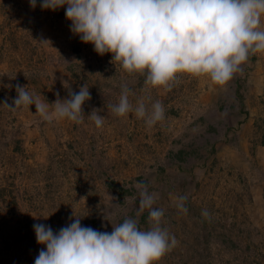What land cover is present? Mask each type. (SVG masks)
<instances>
[{
    "label": "rangeland",
    "instance_id": "rangeland-1",
    "mask_svg": "<svg viewBox=\"0 0 264 264\" xmlns=\"http://www.w3.org/2000/svg\"><path fill=\"white\" fill-rule=\"evenodd\" d=\"M65 7L0 0V105L12 104L16 84L49 104L87 85L83 112L100 109L104 124H49L35 105L0 106V264H34L45 246L33 225L58 231L73 213L98 231L111 232L125 217L148 229V210L137 215L138 181L158 193L162 227L178 241L155 264H264V52L225 84L179 73L171 91L146 92L144 76L73 35ZM121 85L133 105L147 96L149 107L162 101L165 119L148 128L134 113L114 115L109 105ZM180 195L187 214L175 207Z\"/></svg>",
    "mask_w": 264,
    "mask_h": 264
},
{
    "label": "clouds",
    "instance_id": "clouds-1",
    "mask_svg": "<svg viewBox=\"0 0 264 264\" xmlns=\"http://www.w3.org/2000/svg\"><path fill=\"white\" fill-rule=\"evenodd\" d=\"M31 8L37 0H28ZM65 7V18L71 21L70 31L103 56L112 54L110 63L117 62L129 74L145 77V91L162 87L171 91L179 73L205 75L216 84H225L243 71L251 55L264 52V0H39L42 10L56 11ZM48 44L45 39L36 40ZM10 87V86H9ZM28 86L16 84L12 111L35 105L40 118L51 124L54 120H70L76 124L85 118L97 128L104 124L100 109L85 116L83 105L91 100L89 87L78 92L68 90V98L59 93L54 103L41 100L27 91ZM121 85L118 103L109 105L119 117L134 113L151 128L165 119L162 101L151 103V97L138 99ZM139 203L137 215L148 210L150 227L142 230L133 217L112 225V231H98L81 225L72 215L70 223L54 231L50 225L36 223V242L44 245L34 264H155L177 244L176 237L162 227L164 210L155 208L158 193L150 192L146 183L137 182ZM112 199H116L112 197ZM187 195L175 199V207L187 214ZM201 215L210 219L205 209Z\"/></svg>",
    "mask_w": 264,
    "mask_h": 264
},
{
    "label": "trees",
    "instance_id": "trees-1",
    "mask_svg": "<svg viewBox=\"0 0 264 264\" xmlns=\"http://www.w3.org/2000/svg\"><path fill=\"white\" fill-rule=\"evenodd\" d=\"M264 144V143H263ZM123 220H121V222H122Z\"/></svg>",
    "mask_w": 264,
    "mask_h": 264
}]
</instances>
